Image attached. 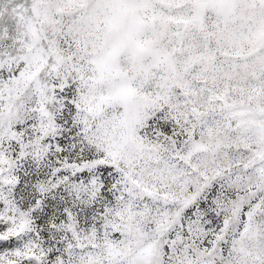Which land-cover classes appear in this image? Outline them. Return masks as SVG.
I'll return each mask as SVG.
<instances>
[{
	"label": "snow or ice",
	"instance_id": "snow-or-ice-1",
	"mask_svg": "<svg viewBox=\"0 0 264 264\" xmlns=\"http://www.w3.org/2000/svg\"><path fill=\"white\" fill-rule=\"evenodd\" d=\"M0 264H264V0H0Z\"/></svg>",
	"mask_w": 264,
	"mask_h": 264
}]
</instances>
